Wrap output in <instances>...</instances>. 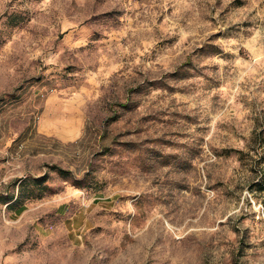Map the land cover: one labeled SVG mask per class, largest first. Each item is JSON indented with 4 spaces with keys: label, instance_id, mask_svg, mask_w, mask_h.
<instances>
[{
    "label": "rangeland",
    "instance_id": "obj_1",
    "mask_svg": "<svg viewBox=\"0 0 264 264\" xmlns=\"http://www.w3.org/2000/svg\"><path fill=\"white\" fill-rule=\"evenodd\" d=\"M0 264H264V0H0Z\"/></svg>",
    "mask_w": 264,
    "mask_h": 264
},
{
    "label": "trees",
    "instance_id": "obj_2",
    "mask_svg": "<svg viewBox=\"0 0 264 264\" xmlns=\"http://www.w3.org/2000/svg\"><path fill=\"white\" fill-rule=\"evenodd\" d=\"M54 167L57 168L58 172L60 174H62L64 177L71 178L70 177L71 172L69 170L57 167V165H54ZM29 180H30L29 178H24V179L20 180V182H19V184H20V192L15 197L14 196L13 197H9V199L6 201L7 206H12L16 210H18V209H20L21 207L24 206V198L23 197L26 196V195L24 193V189L23 188L25 187V184H27ZM32 180H33V182L35 184L42 185L47 180V174L44 173L43 175H39L37 177H34ZM73 180H74L75 184H79V185L81 184L80 183L81 182L80 179L75 178ZM27 197H33V196L32 195L29 196V194H28Z\"/></svg>",
    "mask_w": 264,
    "mask_h": 264
}]
</instances>
